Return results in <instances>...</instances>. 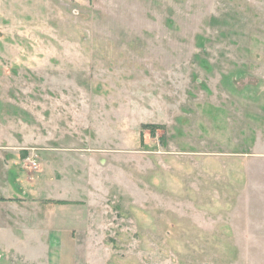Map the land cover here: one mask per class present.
<instances>
[{
  "label": "rangeland",
  "instance_id": "obj_1",
  "mask_svg": "<svg viewBox=\"0 0 264 264\" xmlns=\"http://www.w3.org/2000/svg\"><path fill=\"white\" fill-rule=\"evenodd\" d=\"M0 196V264H264V0H0Z\"/></svg>",
  "mask_w": 264,
  "mask_h": 264
},
{
  "label": "crops",
  "instance_id": "obj_2",
  "mask_svg": "<svg viewBox=\"0 0 264 264\" xmlns=\"http://www.w3.org/2000/svg\"><path fill=\"white\" fill-rule=\"evenodd\" d=\"M3 201H6V202H3ZM12 201H16V200H12L11 198H8V197H6V198H4L3 196H0V218H1V208H2V206H5L2 210H11L12 208H15L14 210H13V213L14 214H16L17 213V208H18V203L16 204V203H14V202H12ZM58 202H63V200H60V201H58ZM36 203V201L35 202H33L32 204H35ZM23 204H25V203H22V204H20V205H23ZM1 221V220H0ZM1 225H2V223H1ZM2 226H0V236H1V234H2V228H1ZM14 233V232H13ZM0 245H1V239H0Z\"/></svg>",
  "mask_w": 264,
  "mask_h": 264
},
{
  "label": "trees",
  "instance_id": "obj_3",
  "mask_svg": "<svg viewBox=\"0 0 264 264\" xmlns=\"http://www.w3.org/2000/svg\"><path fill=\"white\" fill-rule=\"evenodd\" d=\"M146 127L145 128H148V129H151V130H154L155 127L151 126V127H148V125H145Z\"/></svg>",
  "mask_w": 264,
  "mask_h": 264
}]
</instances>
